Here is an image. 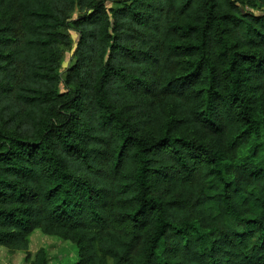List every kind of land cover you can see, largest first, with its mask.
<instances>
[{"label":"trees","instance_id":"trees-1","mask_svg":"<svg viewBox=\"0 0 264 264\" xmlns=\"http://www.w3.org/2000/svg\"><path fill=\"white\" fill-rule=\"evenodd\" d=\"M35 230L264 264V0H0V246Z\"/></svg>","mask_w":264,"mask_h":264},{"label":"rangeland","instance_id":"rangeland-1","mask_svg":"<svg viewBox=\"0 0 264 264\" xmlns=\"http://www.w3.org/2000/svg\"><path fill=\"white\" fill-rule=\"evenodd\" d=\"M73 44L76 43L77 34L70 32ZM72 49L64 50L63 57L60 63V70H64L68 65ZM191 132V131H189ZM84 244H78L75 241L65 240L61 237L44 234L39 230H35L29 238L28 253L23 251H14L8 247L0 246V264H32L26 257L34 260L36 252L43 248L46 254L45 264H66L72 261H77L80 256V248ZM100 264H110L101 262Z\"/></svg>","mask_w":264,"mask_h":264}]
</instances>
